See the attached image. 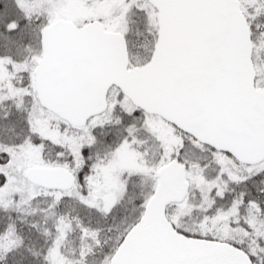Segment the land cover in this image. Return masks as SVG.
Listing matches in <instances>:
<instances>
[{"label": "snow or ice", "instance_id": "snow-or-ice-1", "mask_svg": "<svg viewBox=\"0 0 264 264\" xmlns=\"http://www.w3.org/2000/svg\"><path fill=\"white\" fill-rule=\"evenodd\" d=\"M0 264H264V0H0Z\"/></svg>", "mask_w": 264, "mask_h": 264}]
</instances>
